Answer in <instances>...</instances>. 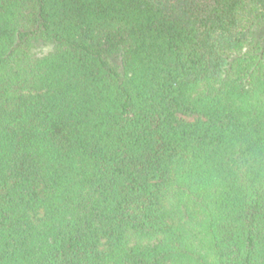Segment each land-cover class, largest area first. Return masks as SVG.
<instances>
[{"label":"trees","instance_id":"16d2710c","mask_svg":"<svg viewBox=\"0 0 264 264\" xmlns=\"http://www.w3.org/2000/svg\"><path fill=\"white\" fill-rule=\"evenodd\" d=\"M0 264H264V0H0Z\"/></svg>","mask_w":264,"mask_h":264}]
</instances>
